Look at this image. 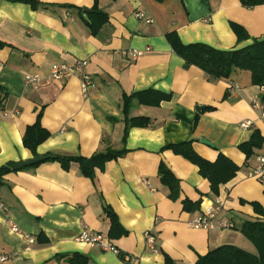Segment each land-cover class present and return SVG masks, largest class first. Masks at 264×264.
<instances>
[{
  "label": "crops",
  "instance_id": "0c3cea01",
  "mask_svg": "<svg viewBox=\"0 0 264 264\" xmlns=\"http://www.w3.org/2000/svg\"><path fill=\"white\" fill-rule=\"evenodd\" d=\"M35 1L41 3L36 9L23 0H0V41L7 44L0 49V166L32 157L22 135L39 111L49 136L37 146L38 155L88 157L106 147L127 152L105 162L93 179L82 175L74 162L67 170L45 161L5 174L0 186V204L6 208H0V257L5 259L0 264H67L57 255L72 253L85 256L86 264H168L165 257L173 264H194L198 255L225 244L255 253L239 227L260 218L249 202L264 210V173L261 180L248 176L264 145L248 160L238 145L254 130L264 137L258 105L264 90L251 84L247 70L208 80L197 66L185 67L165 34L173 30L184 44L201 42L219 50L244 47L264 40V4L248 8L238 0H97L108 20L93 35L86 21L94 0ZM137 9L152 22L135 18ZM231 22L248 39L237 41ZM122 49L141 54L130 59L120 55ZM75 59L87 61L94 84L88 96L81 94L78 72L49 85L25 84L26 74L46 76L52 64ZM144 90L170 93V98L157 106L135 102L129 116H146L151 122L130 128L122 143V95ZM244 119L253 125L240 128ZM184 141H192L193 150L206 160L221 152L239 166L216 196L196 165L162 149ZM160 162L178 179L176 199L158 176ZM184 198L200 199L198 209L183 210ZM217 200L215 221L227 226L192 227L191 221ZM104 205L116 215L124 235L108 236ZM11 225L35 241L28 244ZM83 228L106 235L135 261L79 241ZM146 231L154 235L156 252L146 246Z\"/></svg>",
  "mask_w": 264,
  "mask_h": 264
},
{
  "label": "trees",
  "instance_id": "16d2710c",
  "mask_svg": "<svg viewBox=\"0 0 264 264\" xmlns=\"http://www.w3.org/2000/svg\"><path fill=\"white\" fill-rule=\"evenodd\" d=\"M23 1L29 3L35 9L41 5L40 2L35 0ZM238 1L242 6L248 8L264 4V0ZM77 9L79 12L81 11V8ZM87 16L88 20L86 21V25L93 35L108 20L107 14L97 8V0H94L91 12ZM230 26L236 35L237 41L248 39L247 33L240 25L231 22ZM165 38L172 50L183 59L185 67L191 65L197 66L205 73L208 80L227 79L235 70H247L250 73L251 84L264 86V40H253L251 44L236 49L219 50L201 42L184 44L173 30L167 32ZM6 45L0 41V49ZM169 98L170 93L155 90L123 94L121 98V110L124 123L121 138L122 143H124L130 128L147 127L151 122L146 116H129V110L135 102L157 106L161 101L168 100ZM260 102L264 105V93L260 96ZM0 103H2V100ZM40 119L41 111L37 113L35 121L26 126L22 135V144L31 152L32 156L37 154V146L49 136V132L41 126ZM191 142L184 141L177 144H169L162 149H171L174 153L183 156L196 165L198 173L209 182L210 193L216 196L220 185L231 180L239 170V166L221 152L217 154L215 160H206L193 150ZM263 145L264 137L260 135L258 130H254L247 141L238 145V149L243 153L245 160H248L254 154V151ZM126 152L127 149L124 147L120 149L106 147L92 153L88 157L49 154L50 157L41 162L56 161L64 170H67L70 164L74 162L77 163L82 175L93 179L95 171L97 169L102 170L105 162L115 160ZM41 162L32 165V167ZM10 171V168L6 164L0 166V186L4 183V175ZM158 176L161 182L169 188L171 197L175 198V195L177 196L179 192L178 179L162 162L159 163ZM181 203L183 210L188 212L195 211L199 207L200 199L191 201L184 198L181 200ZM249 204H251L253 211L260 215V218L243 222L239 227V231L253 244L255 253L235 245L225 244L212 248L205 254L198 255L194 264H264V210L255 201L249 202ZM103 210L109 220L108 236L110 238H116L124 235L126 231L121 227L110 207L104 205ZM41 241H44V239H41ZM57 258L64 259L67 264H86L87 262L86 257L78 253H72L70 255L59 254ZM165 261L168 264H173L168 257H165Z\"/></svg>",
  "mask_w": 264,
  "mask_h": 264
},
{
  "label": "built area",
  "instance_id": "2783aa9c",
  "mask_svg": "<svg viewBox=\"0 0 264 264\" xmlns=\"http://www.w3.org/2000/svg\"><path fill=\"white\" fill-rule=\"evenodd\" d=\"M135 18L139 20H143L146 23H151L152 19L143 10L137 9L134 12ZM120 55L128 57L130 59H135L138 57V55L141 54L140 50L136 49H122L119 51ZM86 64L87 61L85 59H75L71 62H60V63H54L50 67V71L46 76H40L38 74H26L24 76L25 84L30 85L32 87H38L41 85H49L50 83L54 81L61 80L64 76L71 72H78L80 75V91L81 94L86 97L89 94V91L91 88H93V80L90 76V74L86 71ZM264 90V86H260ZM259 108L261 109V120L264 121V105L260 102L258 103ZM240 128H249L253 125V122L249 119H244L239 121L238 123ZM256 165L249 171L248 176H252L258 179H263V173H264V153L259 154L255 158ZM220 205V201H216V205L214 207H211L210 209H207L206 211L202 212L200 215H198L196 218H194L191 221V226L195 228H203V229H210L213 228L215 225H218L220 227H226V222H216V213L218 212ZM0 208L3 210H6L5 206L3 204H0ZM11 230L15 233H18L21 235L23 240L27 242L28 244H32L35 240L33 236L24 233L19 230L15 225L10 226ZM144 240L146 243V246L149 248L150 251L156 252L157 248L155 247V238L154 235L146 231L144 232ZM77 239L81 242H84L86 244H89L91 246H96L102 251L111 252L115 255H121L123 260L127 262H134L135 259L133 256H130L128 254H122L118 247L114 244L113 240L107 237L106 235L92 231L87 228H83L78 235ZM5 257L1 256L0 260H4Z\"/></svg>",
  "mask_w": 264,
  "mask_h": 264
},
{
  "label": "water",
  "instance_id": "95a60500",
  "mask_svg": "<svg viewBox=\"0 0 264 264\" xmlns=\"http://www.w3.org/2000/svg\"><path fill=\"white\" fill-rule=\"evenodd\" d=\"M84 12H88L90 10L88 9H83ZM200 106H196L195 107V110L198 111L200 108ZM201 142H204L206 144H208V142L206 140H201ZM50 157V155H33L31 158L27 159V160H24V161H18V162H7L6 163V166H8L10 168V170H20L24 167H27V166H30V165H33L35 163H38V162H41L43 160H46Z\"/></svg>",
  "mask_w": 264,
  "mask_h": 264
}]
</instances>
